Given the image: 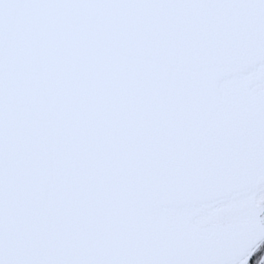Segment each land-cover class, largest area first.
<instances>
[{
    "label": "snow or ice",
    "instance_id": "6c2138e0",
    "mask_svg": "<svg viewBox=\"0 0 264 264\" xmlns=\"http://www.w3.org/2000/svg\"><path fill=\"white\" fill-rule=\"evenodd\" d=\"M0 264H264V0H0Z\"/></svg>",
    "mask_w": 264,
    "mask_h": 264
}]
</instances>
